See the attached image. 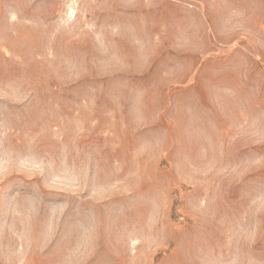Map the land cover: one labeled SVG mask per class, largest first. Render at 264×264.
Segmentation results:
<instances>
[{"label":"rangeland","instance_id":"374dc122","mask_svg":"<svg viewBox=\"0 0 264 264\" xmlns=\"http://www.w3.org/2000/svg\"><path fill=\"white\" fill-rule=\"evenodd\" d=\"M0 264H264V0H0Z\"/></svg>","mask_w":264,"mask_h":264}]
</instances>
